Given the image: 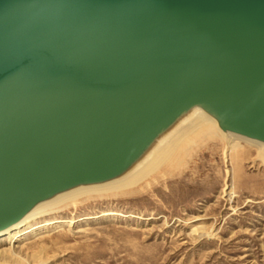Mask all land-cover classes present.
Returning a JSON list of instances; mask_svg holds the SVG:
<instances>
[{
    "label": "water",
    "instance_id": "95a60500",
    "mask_svg": "<svg viewBox=\"0 0 264 264\" xmlns=\"http://www.w3.org/2000/svg\"><path fill=\"white\" fill-rule=\"evenodd\" d=\"M197 112L264 147V0H0V234Z\"/></svg>",
    "mask_w": 264,
    "mask_h": 264
},
{
    "label": "rangeland",
    "instance_id": "374dc122",
    "mask_svg": "<svg viewBox=\"0 0 264 264\" xmlns=\"http://www.w3.org/2000/svg\"><path fill=\"white\" fill-rule=\"evenodd\" d=\"M205 145L177 172L144 181L133 193L36 219L34 226L55 218L74 224L39 241L27 233L15 250L24 246L28 264H264V163L258 150L239 141L227 154L221 140ZM235 148L244 154L240 172ZM8 248L0 243V250Z\"/></svg>",
    "mask_w": 264,
    "mask_h": 264
},
{
    "label": "bare ground",
    "instance_id": "6f19581e",
    "mask_svg": "<svg viewBox=\"0 0 264 264\" xmlns=\"http://www.w3.org/2000/svg\"><path fill=\"white\" fill-rule=\"evenodd\" d=\"M217 140L222 141L226 154L232 148L231 145L234 141L249 144L258 150V157L264 163V147L261 143L233 134H224L219 130L216 122L212 118L202 112H197L195 117L185 122L181 128L171 134L141 166L135 169L125 179L102 187L80 189L59 197L53 202L38 207L23 222L4 233H1L0 243H8L9 248L0 250V264H28V262L25 263L23 260L24 251L22 249L24 246L19 252L15 250L17 241L27 233L36 235V240L39 241L61 232L64 230L63 227H65V225L71 229L74 224L73 221H70L69 223L66 222V224L64 222L62 224L59 222L60 220L58 221V219L55 218L44 221L42 224H37L35 226L38 227L34 228L35 226L32 224L36 219L47 217L53 213H61L60 211L76 207L77 204L83 202L109 199L133 193L132 190L137 186L140 187V185H142L141 183H144V181H147V183L150 184V180L153 178L156 179V177H159L161 174H173L172 172L178 170L185 163L186 159L191 157L196 149L208 142H214ZM243 155L244 154L240 148H235L233 150L234 166L238 172L241 170L240 162L243 159ZM50 227H54L52 232L47 231ZM38 231H41L42 233L36 234ZM40 254L42 253H37V255L34 256V259H39Z\"/></svg>",
    "mask_w": 264,
    "mask_h": 264
}]
</instances>
